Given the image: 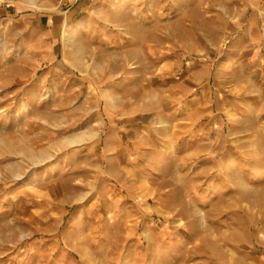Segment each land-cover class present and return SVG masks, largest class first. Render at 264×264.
Returning <instances> with one entry per match:
<instances>
[{"label": "rangeland", "instance_id": "1", "mask_svg": "<svg viewBox=\"0 0 264 264\" xmlns=\"http://www.w3.org/2000/svg\"><path fill=\"white\" fill-rule=\"evenodd\" d=\"M0 264H264V0H0Z\"/></svg>", "mask_w": 264, "mask_h": 264}, {"label": "bare ground", "instance_id": "2", "mask_svg": "<svg viewBox=\"0 0 264 264\" xmlns=\"http://www.w3.org/2000/svg\"><path fill=\"white\" fill-rule=\"evenodd\" d=\"M73 30L71 29V32H72ZM69 33L68 31H67V35H72L73 34V32L72 33ZM85 134H82V135H80L79 137H75V138H73V139H71L70 140V142H73V141H82L84 138H85ZM50 157V155H44V158H43V156H42V158L40 159V160H38L39 162L40 161H42V160H44L45 158H49ZM15 175H18V174H15Z\"/></svg>", "mask_w": 264, "mask_h": 264}]
</instances>
